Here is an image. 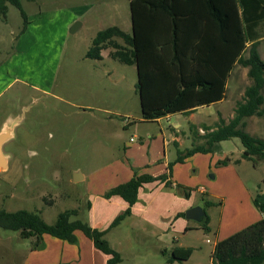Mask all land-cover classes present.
Returning a JSON list of instances; mask_svg holds the SVG:
<instances>
[{"label":"rangeland","instance_id":"obj_1","mask_svg":"<svg viewBox=\"0 0 264 264\" xmlns=\"http://www.w3.org/2000/svg\"><path fill=\"white\" fill-rule=\"evenodd\" d=\"M21 4L26 22L13 5L0 21V122L17 124L15 137L3 151L19 159L17 164L11 162L9 171L0 170V209L37 212L49 225L60 213L76 209L78 216L72 219L89 222V193L120 185L126 180L123 178L162 177L169 169L167 162L172 176L174 172L185 179L178 187L191 192L188 198L194 197V207L204 208L218 225L221 198L196 190L204 186L227 198L234 194V185L228 181L231 173L221 170L218 162L211 166L214 154L197 155L184 166L178 165L179 149L172 137L176 134L182 139L180 150L184 151L192 140L199 143L198 132H206L191 129L192 124L203 122L214 128L220 115L228 119L251 84L248 69L236 67L229 97L200 109L196 118L178 114L159 123H142L136 66L111 58L108 49L102 50L100 61L86 58L99 31L117 26L131 33L130 0H21ZM76 23V31L71 32ZM259 48L264 60V40ZM126 121L132 124L126 127ZM174 122L180 127H173ZM246 131L264 139V116L249 118ZM124 143L125 158L115 165ZM216 146L215 157L243 159L244 147L238 138ZM105 162L113 163L105 166ZM232 167L254 196L264 194V160H257V165L246 160ZM195 169L198 173L193 176ZM99 170L100 179L94 181L96 177L90 175ZM82 172L89 181L74 182L75 173ZM209 201L213 204L208 205ZM190 224L201 226L193 220ZM203 238L210 242L200 243L208 253L206 262L200 260L203 254L198 252L188 264H209L215 238ZM34 244L35 238L23 239L19 231L0 228V264H24ZM160 264L169 263L162 258Z\"/></svg>","mask_w":264,"mask_h":264},{"label":"trees","instance_id":"obj_2","mask_svg":"<svg viewBox=\"0 0 264 264\" xmlns=\"http://www.w3.org/2000/svg\"><path fill=\"white\" fill-rule=\"evenodd\" d=\"M9 5L17 7L27 21L21 0H0V21L6 18ZM130 11L131 33L117 26L99 31L86 58L101 60L102 50L108 49L111 58L136 66L141 112L146 121L180 112L189 114L193 108L225 98L234 68L248 69L251 84L237 103L234 117L228 123L220 119L212 131L206 129L203 143L179 150L175 163H183L198 153H212L216 143L233 138H238L244 147L243 159L254 165L257 160H264V139L246 131L249 118L264 116V60L259 53L264 40V0H130ZM228 163L226 159L219 165ZM168 167L169 173L162 177L134 176L105 194L106 198L119 196L129 205L111 228L131 214L144 184L167 180L171 164ZM166 186L173 188L170 181H166ZM176 187L177 192L181 190L189 197L190 192ZM255 205L264 214L261 195L255 198ZM75 216L76 209L66 210L49 225L37 212L0 209V228L19 231L23 239L35 238L33 249H43L45 236L76 244L75 233L79 231L108 257L106 264H122L121 255L105 239L106 231L94 229L80 219L73 220ZM207 225L205 213L201 226L207 229ZM192 252L175 248L168 261L187 260ZM213 264H264V246L258 253L247 254L243 249L238 256H213Z\"/></svg>","mask_w":264,"mask_h":264},{"label":"crops","instance_id":"obj_3","mask_svg":"<svg viewBox=\"0 0 264 264\" xmlns=\"http://www.w3.org/2000/svg\"><path fill=\"white\" fill-rule=\"evenodd\" d=\"M233 71L231 73V77ZM231 77L227 82V92L225 98L221 100H217L210 105H203L193 108V111L189 114H185L182 112L169 114L163 118H159L153 121L144 120L141 112L139 122L159 123L163 119H169L172 116H176L178 114L188 116L190 118H196L197 112L200 109L209 108L213 105L220 104L227 97H229L231 93ZM44 91L48 92L47 90ZM136 93H138L137 95L141 107V99L137 85ZM2 94L3 91L0 92V97ZM235 109L236 107L234 109L232 108V113L229 115L228 119L220 115L214 128H209V126L205 125V123L203 122H196L192 124L191 129H207V131H212L218 127L220 119L228 123L234 117ZM6 121L7 120H3L0 122V129ZM126 122V127L129 124H132L130 123V121ZM173 127L178 128L180 127V124L174 122ZM203 134L204 133L200 134L198 132L197 137L200 140L197 144H201L204 142L201 137V135ZM131 139L133 138H130V141ZM172 140H174L175 147L180 150L182 139L180 140V138L176 136V134H174ZM194 143L195 142L192 140L191 146ZM216 144L213 147L212 153H198L187 159L193 158L194 160V158H196L195 156L197 155L209 156L211 154H214V157H210L209 162L211 166L215 162L219 163V160H223V158L215 157V148L217 147ZM126 148L127 144L124 143L120 158L113 161L116 162L115 165L125 158ZM223 155L226 156V154ZM226 159H229V163L226 166H221L218 164L217 166L221 167V170H227L226 172L231 173V178L228 181L230 182V185H234V190H232L234 191V194L226 198L222 197V193H218L213 190V192H211L209 189L204 188V186H200L196 190L197 193L204 192V194L211 195V197H219V199L221 198L222 213L218 225H214L212 217L207 213V229H203L202 226H193L190 224V220H188L186 216H180L181 214H185L186 211L190 208L194 207V197L187 198L184 196V192H180L181 190L178 192L174 190V187L176 185L181 186L183 185L182 183H186L185 179L180 174L176 175V173L174 172L173 176L171 172V175L166 180L172 183L173 188H168L166 186V181H155L152 183L144 184L139 190L137 203L131 208V214L126 216L116 227L112 228L111 225L115 221V219L118 216L122 215L129 207V205L119 196H111L110 198L105 197V194L107 192H109L112 188L116 187L119 184H111L110 187L105 188L103 191H98L91 194L89 193V195L87 196L86 204L89 213V222L86 223H88L94 229H97L99 231H106L105 239L108 241L110 247L121 255L122 264H160L162 258H165V262L169 264H188L191 261L194 262L195 255L198 252L203 254V257H199L200 260H205L206 262V256L208 255V253L207 251H205L204 246H200V243H210L208 239L204 240L203 237L205 235H213L215 238L212 244L213 248L211 255L208 256L209 264H213V256H220L225 258L229 253L238 256L243 249H245L247 254H251L253 252L258 253L264 246V214H262L255 205V198L257 196H254L252 191L247 187L246 184H244L243 180H241V177L239 176L237 171L232 167L242 165L243 162L248 159ZM186 160L183 163L177 164L184 166L183 164H185ZM18 161L19 159L11 155L8 169L4 172L9 171L11 162L17 164ZM113 162H105V166H109ZM168 166L169 164H167L166 162V167ZM166 170V173L168 174L169 169ZM101 171L102 170L96 171L90 175L91 177H96L94 181L100 179L98 173ZM193 172L194 173H192V175L195 176L198 173V170L195 169L193 170ZM128 175L129 174L127 173L125 177H128ZM75 177L79 179V182L89 181L84 172H82V174L75 173ZM214 177L215 176H213V178ZM220 177L221 179H223L221 174ZM132 178L133 177L123 178L126 180H123L124 182H121L120 184L127 183ZM222 182L221 188H223V186L225 185L222 184ZM201 189H204V191H202ZM88 190L90 189L88 188ZM75 234L77 237L76 244H70L67 241L59 240L50 236H45V238L43 239V249H33L34 251L32 250L25 257L24 264L107 263L108 257L97 250L90 239H88L79 231ZM199 237L201 239H198ZM175 248L192 249L193 252L189 259L177 260L171 263L168 261V259Z\"/></svg>","mask_w":264,"mask_h":264},{"label":"water","instance_id":"obj_4","mask_svg":"<svg viewBox=\"0 0 264 264\" xmlns=\"http://www.w3.org/2000/svg\"><path fill=\"white\" fill-rule=\"evenodd\" d=\"M76 27H77V23L72 26L70 31L75 32ZM16 125L17 124L11 122V120H7L0 129V170L1 171H6L8 169L11 156L4 153L3 147L7 142H9L11 139L15 137ZM74 182H79V179L74 177ZM262 201L264 203V194L262 195ZM185 216L188 220L201 222L205 216V211L200 206L192 207L186 211Z\"/></svg>","mask_w":264,"mask_h":264},{"label":"built area","instance_id":"obj_5","mask_svg":"<svg viewBox=\"0 0 264 264\" xmlns=\"http://www.w3.org/2000/svg\"><path fill=\"white\" fill-rule=\"evenodd\" d=\"M131 141H133V139H131ZM202 191H204V189H201Z\"/></svg>","mask_w":264,"mask_h":264}]
</instances>
